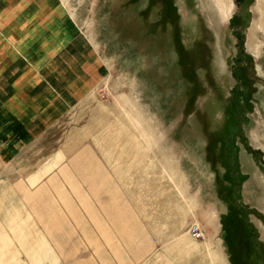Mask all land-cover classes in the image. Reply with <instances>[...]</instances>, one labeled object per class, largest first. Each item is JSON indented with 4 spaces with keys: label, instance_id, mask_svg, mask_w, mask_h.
Segmentation results:
<instances>
[{
    "label": "rangeland",
    "instance_id": "rangeland-1",
    "mask_svg": "<svg viewBox=\"0 0 264 264\" xmlns=\"http://www.w3.org/2000/svg\"><path fill=\"white\" fill-rule=\"evenodd\" d=\"M62 2L106 71L0 157L2 252L134 203L171 215L172 264H264V0Z\"/></svg>",
    "mask_w": 264,
    "mask_h": 264
},
{
    "label": "crops",
    "instance_id": "crops-1",
    "mask_svg": "<svg viewBox=\"0 0 264 264\" xmlns=\"http://www.w3.org/2000/svg\"><path fill=\"white\" fill-rule=\"evenodd\" d=\"M105 69L62 0H0L2 162L53 127L77 96H89ZM86 208L89 220H54L51 236L13 240L19 254L0 248V264H172L170 214L155 221L134 203ZM62 228H80L82 237L59 235Z\"/></svg>",
    "mask_w": 264,
    "mask_h": 264
},
{
    "label": "built area",
    "instance_id": "built-area-1",
    "mask_svg": "<svg viewBox=\"0 0 264 264\" xmlns=\"http://www.w3.org/2000/svg\"><path fill=\"white\" fill-rule=\"evenodd\" d=\"M189 234L193 237L195 240H202L204 239V234L200 230V228L197 226V224H192L188 229Z\"/></svg>",
    "mask_w": 264,
    "mask_h": 264
},
{
    "label": "bare ground",
    "instance_id": "bare-ground-1",
    "mask_svg": "<svg viewBox=\"0 0 264 264\" xmlns=\"http://www.w3.org/2000/svg\"><path fill=\"white\" fill-rule=\"evenodd\" d=\"M220 2L226 1V0H219Z\"/></svg>",
    "mask_w": 264,
    "mask_h": 264
}]
</instances>
